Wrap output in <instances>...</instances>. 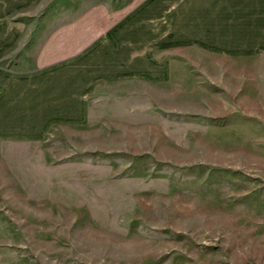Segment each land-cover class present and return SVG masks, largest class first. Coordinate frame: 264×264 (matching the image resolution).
<instances>
[{
  "label": "rangeland",
  "instance_id": "374dc122",
  "mask_svg": "<svg viewBox=\"0 0 264 264\" xmlns=\"http://www.w3.org/2000/svg\"><path fill=\"white\" fill-rule=\"evenodd\" d=\"M98 1H0V71ZM198 6L128 72L0 99V264H264V33L254 1Z\"/></svg>",
  "mask_w": 264,
  "mask_h": 264
},
{
  "label": "crops",
  "instance_id": "0c3cea01",
  "mask_svg": "<svg viewBox=\"0 0 264 264\" xmlns=\"http://www.w3.org/2000/svg\"><path fill=\"white\" fill-rule=\"evenodd\" d=\"M205 1L214 0H99L85 13L79 11L73 21L52 34L38 56L33 73L14 74L9 78L7 73L0 71V82H9L5 95L0 99H13L14 107H34L42 104L40 93L59 92L62 85H70L68 88H75L79 92L84 82L114 76L121 71L128 72L132 68L134 48L144 52L151 44L162 43L165 40L155 41L156 36L153 35H159L167 26L173 35L178 34L184 20H188L186 25H191V20L198 16V11L192 10L198 9V4ZM251 1L256 3V30L263 35L264 0ZM168 18H171V23L167 21ZM130 34H134L136 39L128 41ZM135 56L140 60L147 59L142 54ZM77 68H85V71L77 72ZM60 74L67 76L66 79L53 85L54 80L50 77ZM20 82L26 83L24 89L10 88L11 83L16 85ZM19 93L24 96L30 93L28 105L24 106L27 100L17 104L15 99ZM36 100H39L38 104Z\"/></svg>",
  "mask_w": 264,
  "mask_h": 264
}]
</instances>
